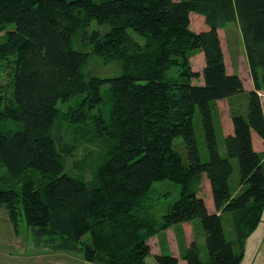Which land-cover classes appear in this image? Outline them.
<instances>
[{
	"label": "trees",
	"instance_id": "trees-1",
	"mask_svg": "<svg viewBox=\"0 0 264 264\" xmlns=\"http://www.w3.org/2000/svg\"><path fill=\"white\" fill-rule=\"evenodd\" d=\"M191 13L203 17L204 28L190 26ZM229 22L243 38L250 90L226 66L219 29ZM195 51L204 57L201 73L191 66ZM90 53L118 61L121 72L86 76ZM0 68L7 77L0 81V206L15 233L23 222L32 243L50 252H77L98 264H148L151 236L200 219L208 254L201 258L194 241L182 252L186 264L239 263L264 209V165L252 141V132L264 140L258 93L264 89V0H0ZM235 95H245V109L231 111L223 156L215 102ZM74 97L79 101L62 114L59 102ZM61 114L103 150L87 165L88 177L67 171L51 135ZM178 135L186 162L173 146ZM232 158L237 192L229 185ZM204 174L214 210L197 184L189 185ZM164 178L181 190L158 221L146 199L152 183ZM224 211L232 212L239 251L225 236ZM154 263L177 264L178 257L160 252Z\"/></svg>",
	"mask_w": 264,
	"mask_h": 264
},
{
	"label": "rangeland",
	"instance_id": "rangeland-1",
	"mask_svg": "<svg viewBox=\"0 0 264 264\" xmlns=\"http://www.w3.org/2000/svg\"><path fill=\"white\" fill-rule=\"evenodd\" d=\"M190 26L194 30H200L205 27L203 18L198 13H193L190 16ZM219 35L221 40V45L223 48V53L225 57V62L227 69L229 71L233 70L237 72L242 80L244 81L245 89H252L253 82L249 68L247 66L245 50L243 44V38L238 28L237 24L234 22L227 23L223 28L219 29ZM76 46L84 49V46L80 44L78 37L75 38ZM88 51L90 49L88 48ZM191 66L194 70H197L201 73V70L204 65V57L201 51H195L190 57ZM83 72L86 76L97 75V76H112L117 75L121 72L120 64L116 60H103L101 57H98L90 53L88 59L86 60L83 66ZM172 74H175L176 69L172 68L170 71ZM199 77L197 80H200ZM7 77L1 71L0 68V81H6ZM196 81V79H195ZM263 111H264V89L258 91ZM79 101V97H74L65 102H59V109L62 114L68 110L72 105H75ZM216 112L214 117V123L216 128L217 139L219 143L220 154L223 156L227 155L223 136L233 132L231 128V111L234 109H245V95H235L231 98L220 99L215 102ZM58 116L55 120L52 127L51 135L55 140L57 146L62 151V156L64 159L65 167L67 171L75 175H82L88 177L90 174L89 165L96 159L99 155L102 154V148L96 140H87L85 136L80 135V131L76 132L74 127L69 124L66 118L63 115ZM193 122L195 127V133L199 141L200 154L203 160H206L208 157L207 150L204 145L202 129L200 124V117L198 110L195 111L193 116ZM230 131V132H229ZM252 141L255 148L259 150L262 154V162L264 165V140L259 137L255 132H252ZM173 146L179 153L182 155L184 162H186V151L184 148L182 136L178 135L173 140ZM68 148L69 153H66L63 149ZM67 150V149H66ZM233 163V172L229 179V185L231 190L234 192L238 189L239 186V167L235 158H232ZM204 178H199L197 183L194 180L189 182V185L195 186L199 184L201 193L205 201L208 202V190L209 187ZM181 190L180 183H176L167 178L156 180L152 183L148 196L146 199L147 207L149 208L148 213L156 220H161L163 214L168 212L171 207V204L179 197ZM211 203L213 205L212 196ZM213 207V206H212ZM209 206V208H212ZM222 223L224 227L225 236L228 240L233 242L234 249L239 251L240 243L237 240V233L233 225V216L232 212L224 211L221 214ZM200 228L194 232L195 239L199 246V253L201 258L205 259L207 256L205 234L201 226L200 219ZM8 224V226H6ZM177 228H179L177 226ZM12 230V224L10 220L5 216V214H0V246L6 250L0 251V264H98L83 259L82 255L77 252H50L46 248L36 246L31 241V229L22 222L20 227V232L14 235ZM180 232L177 231V234L185 232L183 228H180ZM173 237V234H170ZM158 237L162 240L161 237H164V234H159ZM158 237L152 236L150 242V253L149 261L151 264L154 263V255L157 252H154L155 247L162 244ZM15 239V240H14ZM165 241V240H164ZM173 241V240H172ZM193 241V242H194ZM15 243L18 248H24L22 250L15 247ZM163 246V244H162ZM168 250V249H167ZM4 252H10V256H5ZM163 252H170L164 250ZM34 255V256H30ZM40 255V256H39ZM26 260L23 261V259ZM7 259L6 261H4ZM181 258L178 257L177 264H183ZM185 264V263H184ZM238 264H264V209L262 213V219L256 226L254 230L244 239L242 257Z\"/></svg>",
	"mask_w": 264,
	"mask_h": 264
},
{
	"label": "crops",
	"instance_id": "crops-1",
	"mask_svg": "<svg viewBox=\"0 0 264 264\" xmlns=\"http://www.w3.org/2000/svg\"><path fill=\"white\" fill-rule=\"evenodd\" d=\"M191 14H193V13H191ZM191 14H190V16H191ZM231 71H233V70H231ZM252 86H253V84H252ZM231 128H233L232 125H231ZM253 146H254V143H253ZM254 149L257 150V151H259L257 148H255V146H254ZM201 177L206 180L205 182L208 185L209 182H208L205 174L202 175ZM208 187H209V190H208L209 196H208V202H206V204H207V207H208L209 210H214V205H212V203H211V197H210V194H211L210 185H208ZM196 188L199 190V193L200 194L203 193V192H201V189L199 188V184H197ZM235 192H237V191H235ZM209 206H211V207L213 206V207L212 208H209ZM1 213L2 214H5V216L8 218V215H7V212H6L5 208L0 206V214ZM198 220L199 219H193V220H190V221L181 222V223H179L177 225H171L168 228H166V229H164L162 231H159L158 233H156L155 235H153L154 237L157 238L160 233L161 234H164V237H161L162 240L160 239V237H158V240L160 239V242L162 241L163 246H162V244L161 245H158L157 247H155L154 252L160 253V252H163L164 250L170 251L169 253H172L173 255L181 258L182 262H184L186 264V261L184 260V258H182V252L188 246H190V244L194 241V239H195L194 232L197 229L200 228L199 227L200 226V223H199ZM6 226H8V224ZM177 226L179 228H177ZM181 227L183 228V230H185V232L184 233L181 232V234L179 235V234H177V231L180 232L181 231L180 230ZM11 231L13 232V235H14L15 233L13 231V228H12ZM170 234H173V237L170 236ZM151 238H152V236L149 239L151 240ZM15 247L18 248L19 246L17 247V244L15 243ZM18 249L22 250V253H23L24 248H18ZM4 250H6V249L3 248L2 246H0V251H4ZM4 253H5V256H10V254H12L10 252H8V253L7 252H4ZM150 255H151V253H150ZM30 256H34V255H30ZM149 256L147 257V262H148V264H151V261H149ZM24 258L25 259H23V261L26 260V257H24ZM6 260L7 259H5L4 261H6ZM7 264H9V263H7ZM20 264H23V263H20Z\"/></svg>",
	"mask_w": 264,
	"mask_h": 264
}]
</instances>
